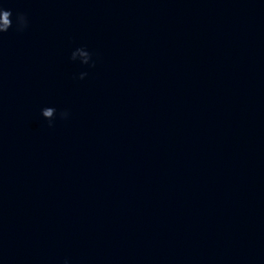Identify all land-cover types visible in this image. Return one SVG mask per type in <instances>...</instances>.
I'll list each match as a JSON object with an SVG mask.
<instances>
[{
	"label": "water",
	"instance_id": "1",
	"mask_svg": "<svg viewBox=\"0 0 264 264\" xmlns=\"http://www.w3.org/2000/svg\"><path fill=\"white\" fill-rule=\"evenodd\" d=\"M0 5V264H264V0Z\"/></svg>",
	"mask_w": 264,
	"mask_h": 264
},
{
	"label": "clouds",
	"instance_id": "2",
	"mask_svg": "<svg viewBox=\"0 0 264 264\" xmlns=\"http://www.w3.org/2000/svg\"><path fill=\"white\" fill-rule=\"evenodd\" d=\"M28 24L25 13L16 11L13 13L12 8L6 5H0V34L7 32L10 28H14L15 31H23ZM79 58L82 65H87L89 69L95 65L93 59V53H91L86 47L78 46L75 51L71 54V59ZM87 75L86 71L79 72L76 74V79L82 80ZM42 116L46 118L44 121L47 122L49 127L53 126V123L57 119H66L68 117L67 110H57L55 106L46 105L41 109ZM62 264H69L67 258L62 261Z\"/></svg>",
	"mask_w": 264,
	"mask_h": 264
}]
</instances>
